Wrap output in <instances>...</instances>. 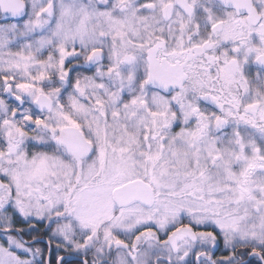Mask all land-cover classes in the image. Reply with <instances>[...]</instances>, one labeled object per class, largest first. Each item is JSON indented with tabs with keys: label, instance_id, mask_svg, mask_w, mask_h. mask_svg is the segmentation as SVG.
<instances>
[{
	"label": "snow or ice",
	"instance_id": "1",
	"mask_svg": "<svg viewBox=\"0 0 264 264\" xmlns=\"http://www.w3.org/2000/svg\"><path fill=\"white\" fill-rule=\"evenodd\" d=\"M53 259L264 264V0H0V264Z\"/></svg>",
	"mask_w": 264,
	"mask_h": 264
},
{
	"label": "flooded vegetation",
	"instance_id": "2",
	"mask_svg": "<svg viewBox=\"0 0 264 264\" xmlns=\"http://www.w3.org/2000/svg\"><path fill=\"white\" fill-rule=\"evenodd\" d=\"M21 226H24V225H21ZM37 227L40 229V232L33 233V235H41V234H42V232H43V228H44V225H37ZM24 239H26V240H30V239H31V236H25ZM34 247L44 248V249H45V252L47 253L46 236H45L44 239L41 241V243L34 245ZM54 255H55V254H54ZM218 255H219V252L217 253V256H218ZM53 264H55L54 259H53Z\"/></svg>",
	"mask_w": 264,
	"mask_h": 264
},
{
	"label": "trees",
	"instance_id": "3",
	"mask_svg": "<svg viewBox=\"0 0 264 264\" xmlns=\"http://www.w3.org/2000/svg\"><path fill=\"white\" fill-rule=\"evenodd\" d=\"M219 255H221V253H219ZM219 255H218V256H219Z\"/></svg>",
	"mask_w": 264,
	"mask_h": 264
}]
</instances>
